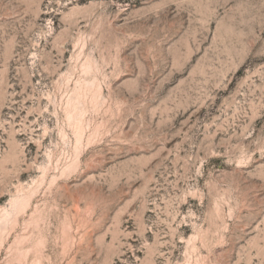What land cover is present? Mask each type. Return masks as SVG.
<instances>
[{
    "label": "rangeland",
    "instance_id": "1",
    "mask_svg": "<svg viewBox=\"0 0 264 264\" xmlns=\"http://www.w3.org/2000/svg\"><path fill=\"white\" fill-rule=\"evenodd\" d=\"M0 264H264V0H0Z\"/></svg>",
    "mask_w": 264,
    "mask_h": 264
}]
</instances>
